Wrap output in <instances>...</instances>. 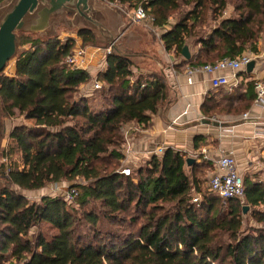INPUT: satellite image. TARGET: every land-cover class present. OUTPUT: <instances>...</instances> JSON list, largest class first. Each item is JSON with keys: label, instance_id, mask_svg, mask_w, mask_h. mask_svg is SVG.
Masks as SVG:
<instances>
[{"label": "trees", "instance_id": "trees-1", "mask_svg": "<svg viewBox=\"0 0 264 264\" xmlns=\"http://www.w3.org/2000/svg\"><path fill=\"white\" fill-rule=\"evenodd\" d=\"M112 1L147 12L166 51L180 60L175 68L257 53L264 35V0H242L240 13L231 16L223 15L227 0ZM77 34L83 44L96 46L93 31ZM23 35L15 73H0L2 114L23 119L8 132L4 156L11 162L0 166V264H264L262 180L244 179V201L224 200L209 186L195 202L193 192L202 191L198 164L172 147L141 160L144 165L137 162L130 176L120 172L124 128L148 129L174 100L166 73H136L133 60L114 50L97 76L102 87L90 98L80 93L91 80L89 71L66 62L75 38ZM185 46L190 59L183 56ZM96 98L97 107L91 101ZM237 107L231 108L235 114ZM201 110L208 116L228 109L207 96ZM201 140L195 138L196 147ZM77 178L74 205L61 194L31 201L24 193ZM132 212L143 218L136 231Z\"/></svg>", "mask_w": 264, "mask_h": 264}, {"label": "crops", "instance_id": "crops-1", "mask_svg": "<svg viewBox=\"0 0 264 264\" xmlns=\"http://www.w3.org/2000/svg\"><path fill=\"white\" fill-rule=\"evenodd\" d=\"M94 1L96 0L92 2L95 10L99 13L102 12V10L95 7ZM97 21L102 25V29L99 27V35L105 36L106 34L110 36L114 40L111 46L116 44L115 36L117 34H115V31L111 30L110 32L106 21L101 20V17ZM89 30L93 31L94 34L96 33L94 29ZM96 34L98 35V33ZM82 45L75 46V50L82 47L86 55L85 48L88 47ZM94 51L97 52H92V56L98 58L105 53V50L99 48L94 49ZM190 51L192 52L191 49ZM246 53H252L254 56L252 70L249 71L246 67L236 72V74L233 71L227 72L231 77V82L228 86L220 88H213L211 76L204 72L195 73L192 82H189L187 72L193 67L175 68L180 60L176 59L173 54V56L168 54L170 58L166 56L165 64L155 61L154 56L151 57L153 61L148 63L157 66L158 71L155 70L156 68H148L146 72L138 64V66H134L133 69L136 73L142 72L148 75L157 72L166 73L174 100L164 110L153 116L152 124L148 129L134 132L137 130L136 127L131 130L130 145L132 152L126 160H130L129 162L134 166L138 160L154 155L152 152L157 147L164 146L185 153L188 158H192L196 163L204 162L206 165L214 167L215 173L217 167L214 160L224 153L235 156L240 170L260 169L259 167L262 164L261 161L257 160V157L258 155L264 157V103L257 102V93L251 83L255 80H264L263 41H259L257 53L252 51ZM85 55L83 60L76 66L87 70L90 58L88 55L85 60ZM106 68V54H104L97 72L94 73V69L87 70L91 75V80L80 88V91H84L83 96L91 97V92L95 89L93 80L96 81L98 73L105 71ZM15 71L16 60L10 74H14ZM88 84L90 86H87ZM249 84L251 88H249ZM207 96L213 97L218 105L228 109L224 111L223 116L218 121L209 119L201 110L202 103ZM250 96H253V98L250 99ZM230 104L232 106H228ZM236 105H239L237 108H245L248 105V108L235 114L234 108H231ZM245 114H248V116L245 117ZM206 120H210V122ZM197 136H202L203 140L196 147L194 140ZM204 151H206L209 160L205 159ZM131 160L136 161V163L132 164L133 161ZM190 169H193V167Z\"/></svg>", "mask_w": 264, "mask_h": 264}, {"label": "rangeland", "instance_id": "rangeland-1", "mask_svg": "<svg viewBox=\"0 0 264 264\" xmlns=\"http://www.w3.org/2000/svg\"><path fill=\"white\" fill-rule=\"evenodd\" d=\"M11 0H4L0 3V17L2 14L5 12V10L8 8L10 5ZM112 0H96L94 1L95 7L98 9L102 10V12L99 13V11H96L95 18L99 19V16L101 17V20L106 21V25L111 32V30L115 34H117L116 37V44H113L111 46L112 41H114L110 36H105L99 35L100 28L98 26L91 27L94 29L96 37H97V43L96 46H92L89 44H83V39L78 36V30L81 28V26H85V23H82L81 19H75L74 14H70L68 12H65L62 16H57L54 17L51 20L50 24V30L44 32H33V31H19V37L20 33L24 34L23 36H28L29 38H47L48 36L52 35H59L60 38L66 39L71 35V37L76 39V47L78 45H82L83 47H88L86 49V55H85V60L90 58L89 61V66L88 69H94L93 72H97L99 67L101 66V63L104 58V54L107 55L108 50L110 51H118L122 54L127 55L130 57L135 66H138L144 70L148 71V68H156L155 70L158 71L157 66H152V56L155 57V61H159L160 63L165 64L166 63V56L167 58L169 55H174L176 58V55L174 52H168L165 50L164 43L161 42V31L158 28H155L152 24V18L148 15L146 19L136 21L134 19V14L135 10L127 5H121L120 3L117 2H111ZM228 6L227 9L224 11V16H231V15H238L240 12L236 9L238 5L241 4L242 0H227ZM189 8L188 7H183L182 8V13L188 12ZM220 13V11L218 12ZM91 15V14H90ZM208 16L211 18L213 16V12L211 10H208ZM174 18V19H173ZM171 19V22H174L175 17ZM104 23V22H103ZM102 29V27H101ZM115 39V38H114ZM21 40V37H20ZM263 41L264 44V35L260 39ZM28 47V45L26 46ZM99 48L102 50H105V53H103V56L100 55V57H93L92 52H97L94 51V49ZM23 49L20 46L19 51L21 52ZM172 55V56H173ZM173 57V58H174ZM94 58V59H93ZM170 58V57H169ZM16 58L12 59L8 66L5 69V72L10 74L12 70V66L15 62ZM156 63V62H155ZM138 64V65H137ZM209 64V63H208ZM95 81L93 80V83ZM87 86H90L88 84ZM100 89H93L92 95L94 93L96 94V91ZM81 94L84 93V91H80ZM91 95V96H92ZM92 98V97H90ZM92 104L93 106L97 107L100 105V100L98 98L92 99ZM242 107H240L239 111H242ZM223 116V113H219L217 110L213 115H208L207 117L211 120H216L221 119L220 117ZM17 119V120H16ZM23 122V119L18 117L15 119H5L3 114H2V107L0 105V166L1 164L5 163V165L10 164V160L6 159L4 156L5 154V149L7 148V145L9 144L8 142V132L10 131L12 125L14 123H21ZM26 123L32 124L33 121H25ZM134 125V124H133ZM136 128V127H135ZM125 129V128H124ZM138 130H142L141 128H137L134 132H137ZM131 138V134H130ZM14 161L18 158L17 156L14 157ZM19 160V165L21 168H23V163L20 159ZM258 161H261L260 163L262 164L259 168L256 170H248V169H241L240 173L242 174L243 178L245 179L246 177H254L255 179L262 180L264 182V157L262 155H258L257 157ZM130 161V160H129ZM128 160L124 159L123 165H129L132 167V170L137 168V166L131 165V163ZM133 161V160H131ZM140 161L139 165H144V162L141 160H138L137 162ZM133 163H136V161H133ZM197 167L195 170V177L197 179V183L199 187L201 188V192H197L196 190L193 192V196H198L200 198L203 197L204 193H207L209 190V182L211 176L215 173V169L212 166L206 165L204 162H199L197 163ZM121 167V168H122ZM1 169V167H0ZM189 172L192 174L191 169ZM81 182L80 179H76L73 181L66 180L61 183L57 184H49L42 190H37V191H24L25 195L28 196V198L33 200H39L42 195H52V196H57L59 194L64 195L66 192L72 188V186L77 183ZM4 181L0 177V188L3 186ZM196 189V188H194ZM72 202V201H71ZM74 201L72 202V205H74ZM77 205V204H76ZM131 216H135L137 218V223L131 225L132 230H138L143 218L139 217L138 213L132 212ZM138 216V217H136ZM251 225L254 227H260L259 223H256L252 218L248 220ZM247 224V223H246ZM111 226V225H110ZM111 228H118L121 231H127L131 230L127 226H123L121 228L117 226H112Z\"/></svg>", "mask_w": 264, "mask_h": 264}, {"label": "built area", "instance_id": "built-area-1", "mask_svg": "<svg viewBox=\"0 0 264 264\" xmlns=\"http://www.w3.org/2000/svg\"><path fill=\"white\" fill-rule=\"evenodd\" d=\"M113 2V1H111ZM134 19L140 21L146 19L148 14L143 8L134 9ZM111 52L108 50V53ZM85 55L84 48L74 49V53L70 55L66 62L74 66L83 60ZM254 59L252 53H243L241 56L235 58L226 56L215 63H209L200 67H193L188 70L187 74L189 77V82H192V77L195 73L204 72L211 76V84L213 88H220L223 86H228L231 82V77L227 72L233 71L234 74L239 70L245 69ZM94 87L99 89L102 87V84L99 81H95ZM255 90L257 93V102L264 103V80H256ZM248 114H245L247 117ZM132 129H135L133 124H128L124 129L125 138L127 144L125 147V159L132 152L130 145V132ZM167 148L164 146L157 147L152 153L161 155L165 152ZM204 157L206 160H209V157L204 151ZM7 159V158H6ZM217 167V172L213 174L210 178L209 186L216 194H218L224 200L228 198H238L242 201L245 199V187H244V178L240 173L238 161L232 154H222L219 158L214 160ZM120 172L125 176H130L132 174V167L129 165H124ZM75 189H69L65 197L67 200L72 201L76 194ZM193 200L198 202L200 197L194 196Z\"/></svg>", "mask_w": 264, "mask_h": 264}, {"label": "water", "instance_id": "water-1", "mask_svg": "<svg viewBox=\"0 0 264 264\" xmlns=\"http://www.w3.org/2000/svg\"><path fill=\"white\" fill-rule=\"evenodd\" d=\"M93 0H11L10 5L0 17V73L14 59L21 46L19 31H45L50 30L51 20L54 17L62 16L65 12L75 15V19H81L85 26L83 29L91 27H102L94 17L96 10ZM91 14V15H90ZM100 18V15H98ZM183 56L191 58L188 46L183 49ZM254 61L247 67L252 70ZM1 105V103H0ZM210 122V120H206ZM218 124V123H216ZM194 162L192 158L188 163ZM248 206L244 207L247 211Z\"/></svg>", "mask_w": 264, "mask_h": 264}]
</instances>
